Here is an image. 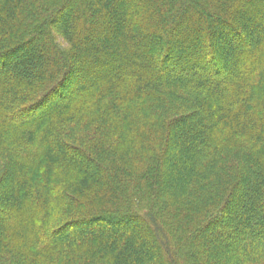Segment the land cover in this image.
Here are the masks:
<instances>
[{
	"label": "trees",
	"instance_id": "1",
	"mask_svg": "<svg viewBox=\"0 0 264 264\" xmlns=\"http://www.w3.org/2000/svg\"><path fill=\"white\" fill-rule=\"evenodd\" d=\"M95 1L0 0V264H264V0Z\"/></svg>",
	"mask_w": 264,
	"mask_h": 264
},
{
	"label": "rangeland",
	"instance_id": "2",
	"mask_svg": "<svg viewBox=\"0 0 264 264\" xmlns=\"http://www.w3.org/2000/svg\"><path fill=\"white\" fill-rule=\"evenodd\" d=\"M87 2V3H86ZM94 3V2H96L95 0H83V7H85V6H89V4L88 3ZM98 2H100V0H98ZM107 4H108V2H106ZM107 8H108V6H107ZM102 11H103V9H101ZM73 9L70 7V9L67 11V13L66 14H64V16H62L60 19H58V20H56L55 22H53L52 24L53 25H56V26H60L61 25V23H64V22H66L67 20H72V22L74 21L73 19H72V17H73ZM72 15V16H71ZM69 23L71 22V21H68ZM71 22V23H72ZM244 30V29H243ZM242 30V32H244L245 33V31H243ZM108 36V35H107ZM43 37V36H42ZM251 39V38H250ZM42 40H35V42H33V45H35V44H37V43H40ZM220 41H221V39H219V42L218 41H215V45H217V43L216 42H218V44H220ZM250 43H252V40L250 41ZM32 44L30 45V47H26L23 51H22V54H20L19 56H15V57H13L10 61H8L7 63H5V65H3V66H0V72L1 71H6V70H9V69H11L12 68V66H13V62L15 61V59L17 60V59H20L23 55H26V56H30L31 55V52H32V54H33V48L35 47H33V48H31L32 46H33ZM240 48H242V49H244V48H247V46H245V45H242ZM224 48H218L217 49V51H218V54L219 53H221V52H223L224 50H223ZM228 51V50H227ZM46 53V55H47V52H45ZM44 53V54H45ZM121 55V54H120ZM25 58V57H24ZM31 60V59H30ZM20 62V61H19ZM176 70H177V68H175ZM219 69V70H218ZM217 71H218V73H220V71L222 72L223 71V73L221 74V75H219V74H217L216 72H210V73H203L201 76L202 77H205V78H207V79H216V78H222L223 76H225V74H227V72L229 71V65L227 64V63H225V60H221L220 62H219V66H218V68H217ZM176 75H178V74H176ZM211 75V76H210ZM77 81H81V79L80 80H77ZM69 87V86H68ZM64 88H66L67 89V87L66 86H64ZM65 93H67V92H65ZM68 93H70V91L68 92ZM63 101H65V98H60V96H57V98H53L52 100H50L49 101V103L45 106V107H47V106H52V105H55V104H58V103H62ZM45 107H43V108H45ZM42 108V109H43ZM41 111V110H40ZM35 116V115H34ZM31 118L33 117V116H30ZM34 118V117H33ZM23 120H25L24 118H21L20 119V121H23ZM98 224H96L95 226H97ZM104 225V224H103ZM105 225H107V224H105ZM91 226H93V225H89V224H86V223H80V224H76L75 226H74V230L75 231H81V230H87V229H90L91 228ZM94 226V227H95ZM94 227H93V229H94ZM99 227V226H98ZM97 227V228H98ZM66 230V229H65ZM65 230L63 231L64 232V234L65 233H69V232H71V231H73V230H66V232H65ZM61 236V235H60ZM75 238V237H74ZM120 241L121 240H118V241H116V243L114 244V246L116 247V246H119L120 244Z\"/></svg>",
	"mask_w": 264,
	"mask_h": 264
}]
</instances>
